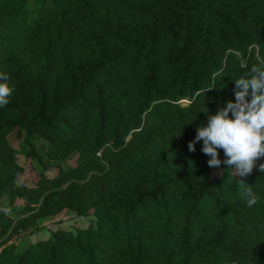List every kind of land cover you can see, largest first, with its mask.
I'll list each match as a JSON object with an SVG mask.
<instances>
[{
	"label": "trees",
	"instance_id": "16d2710c",
	"mask_svg": "<svg viewBox=\"0 0 264 264\" xmlns=\"http://www.w3.org/2000/svg\"><path fill=\"white\" fill-rule=\"evenodd\" d=\"M253 65L264 0H0V264H264V158L188 150Z\"/></svg>",
	"mask_w": 264,
	"mask_h": 264
},
{
	"label": "clouds",
	"instance_id": "9594fccd",
	"mask_svg": "<svg viewBox=\"0 0 264 264\" xmlns=\"http://www.w3.org/2000/svg\"><path fill=\"white\" fill-rule=\"evenodd\" d=\"M9 79L7 73H0V107L9 103L14 91ZM234 83L235 102L228 101L208 117L207 126L197 129L188 150L195 151L196 142L202 140V152L211 157L209 167L218 168V149H223L227 168H233L235 176L246 177L257 166V160L264 158V68L253 65L249 76ZM259 171L264 173V163L259 165ZM243 195L249 208L258 203L251 188H245Z\"/></svg>",
	"mask_w": 264,
	"mask_h": 264
},
{
	"label": "rangeland",
	"instance_id": "374dc122",
	"mask_svg": "<svg viewBox=\"0 0 264 264\" xmlns=\"http://www.w3.org/2000/svg\"><path fill=\"white\" fill-rule=\"evenodd\" d=\"M11 140L14 142L15 146L19 148L20 140L17 139L16 134L13 133L11 135ZM38 147L42 149L41 145L39 144ZM75 157H71L68 159L66 164L75 165ZM18 161L25 167V172L20 177L22 180H28L32 183H35L38 180L39 173L43 170L42 164H40L37 160L32 158H27L26 156L19 154ZM47 172L50 174H55L57 172V168L55 166L47 164ZM53 221V222H51ZM89 218H76L75 214L71 211L64 210L61 214L51 217L47 220V223H50V226L56 228L60 227H69L70 229L76 227H87L89 224ZM49 234L48 230L41 232L38 236L34 235L31 236L33 240L36 238H45Z\"/></svg>",
	"mask_w": 264,
	"mask_h": 264
}]
</instances>
